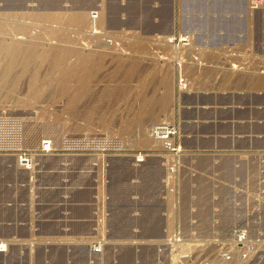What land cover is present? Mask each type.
<instances>
[{
	"label": "rangeland",
	"instance_id": "1",
	"mask_svg": "<svg viewBox=\"0 0 264 264\" xmlns=\"http://www.w3.org/2000/svg\"><path fill=\"white\" fill-rule=\"evenodd\" d=\"M11 36L34 57L0 112L56 151L32 172L0 156V264H174L176 232L208 254L237 227L264 233V0H0ZM159 123L178 152L151 140ZM105 135L124 150L62 149Z\"/></svg>",
	"mask_w": 264,
	"mask_h": 264
},
{
	"label": "built area",
	"instance_id": "2",
	"mask_svg": "<svg viewBox=\"0 0 264 264\" xmlns=\"http://www.w3.org/2000/svg\"><path fill=\"white\" fill-rule=\"evenodd\" d=\"M178 83L184 87L182 79ZM151 130L165 151L178 152L173 141L176 134L173 126L159 123L154 125ZM61 142L62 149L74 153L95 151L101 155H110V153L121 152L125 148L120 138L106 135L100 139L66 138ZM55 151L54 140L49 137L42 138L34 149L28 148L26 120L21 116L0 112V156L12 157L19 164L21 170L32 171L38 165L41 157L53 155ZM142 160L140 156L135 158L136 163L142 162ZM165 240L168 244L175 243L180 248L174 256L172 255L174 264L264 263V233L253 232L248 226L232 229L230 238L224 239V241H219L216 238L211 239L210 243L215 248L212 254H208V250L204 247L205 244H197L198 250L193 252L191 249L194 245L188 243L179 232ZM203 250L207 252V255L202 252Z\"/></svg>",
	"mask_w": 264,
	"mask_h": 264
},
{
	"label": "bare ground",
	"instance_id": "3",
	"mask_svg": "<svg viewBox=\"0 0 264 264\" xmlns=\"http://www.w3.org/2000/svg\"><path fill=\"white\" fill-rule=\"evenodd\" d=\"M257 2V1H256ZM257 4H258V2H257ZM102 14V13H101ZM101 18H102V16H101ZM69 21L70 22H78V23H83L84 22V20H85V18L83 17V15L82 14H75V15H71L69 18ZM67 19V20H68ZM1 24H3V23H1ZM3 27H5V25L3 24L2 25ZM160 37V36H159ZM168 39V38H167ZM172 39V38H171ZM170 40V39H169ZM171 41V40H170ZM166 42V41H165ZM25 41L21 38V37H16V36H11V37H8V39H5L4 37H1L0 38V54H6L8 57H6V56H3V55H0V67H1V69H2V66H3V69L2 70H0L1 72L0 73H2V75H0V89H1V87L2 86H5L4 84H6L7 82L6 81H9V80H7V78H8V75H9V72L11 71L12 72V69H14L13 68V66L15 65H18V64H20V62L19 61H21L22 60V62H23V64L25 65V66H23L22 65V63H21V65L24 67V68H26L28 65H29V63H28V65H26V62H29V61H32V58L31 57H34V56H31L30 54L29 55H26V56H22L21 54H23L24 52H29L30 53V51L32 52V50H31V48L30 49H25ZM57 48H55L54 50H48V49H46V50H43V51H45V52H47V53H49V55L48 56H50L51 57V59H52V61L53 60H55V62L57 61V62H59L60 61V59L61 60H63V59H65L66 57H67V51L65 50V51H58V52H62L61 54L60 53H58L57 52V50H56ZM48 50V51H47ZM59 50H61V49H59ZM42 52V51H41ZM40 52V53H41ZM38 53H39V50H38ZM88 55V54H87ZM18 56H22V57H18ZM49 58V57H48ZM31 59V60H30ZM80 59V58H79ZM151 59V58H150ZM35 60V59H34ZM92 60H94L95 61V58L93 59V57H85V58H83V60H79V61H81L80 63H82V62H90V61H92ZM51 61V60H50ZM79 61H77L78 62V65H77V63H74V64H76L77 66H79ZM18 62V63H17ZM17 63V64H16ZM3 64V65H2ZM73 64V65H74ZM91 64V63H90ZM21 65H19V67L21 66ZM68 65H70V64H67L66 66H68ZM76 65H75V67H76ZM81 65V67H82V64H80ZM17 67V66H16ZM23 67H21V68H23ZM70 67V66H69ZM72 67V66H71ZM23 68V69H24ZM66 69H67V67H65ZM74 68V66L72 67V68H70V69H73ZM69 69V68H68ZM67 69V70H68ZM75 69V68H74ZM77 69V70H76ZM75 70H76V72L78 71V67L76 68ZM81 69V68H80ZM232 69L233 70H235L236 68H233L232 67ZM25 70V69H24ZM65 70L67 73L69 72V71H72V70ZM20 71H23L22 69H20ZM14 72V71H13ZM65 72V73H66ZM75 72V71H74ZM16 73V72H15ZM18 73H20V72H17V74ZM71 74L73 73V72H70ZM12 74V73H11ZM16 74V75H17ZM21 74H23V73H21ZM63 74H64V72H63ZM69 74V73H68ZM67 74V75H68ZM71 74H70V76L69 77H71ZM14 76H15V74H13ZM66 74L64 75V76H66V77H64L65 79H69V78H67L68 76H67ZM84 75V74H83ZM12 76V75H11ZM18 76V75H17ZM16 76V77H17ZM21 76V75H20ZM75 76H77L76 74H75ZM79 76V75H78ZM10 77V76H9ZM18 78V77H17ZM63 78V77H62ZM61 78V79H62ZM63 78V79H64ZM8 79H10V78H8ZM64 79V80H65ZM30 82H32L33 83V80L32 81H30ZM8 84V83H7ZM31 83H29V85H30ZM34 84H36V83H34ZM34 84H31V85H34ZM30 85V86H31ZM34 87V86H33ZM33 87L31 86V88L33 89ZM4 88V87H3ZM2 88V89H3ZM34 88H36V87H34ZM9 89V87H7V90ZM32 89H30V90H32ZM182 89V88H181ZM6 90V88H5V91H7ZM10 90V89H9ZM34 90V89H33ZM32 90V91H33ZM64 91V90H63ZM1 92V91H0ZM8 92V91H7ZM7 92H5V93H7ZM11 92V91H10ZM13 92H14V90H13ZM2 93H3V90H2ZM1 93V94H2ZM35 93V92H34ZM8 94H9V92H8ZM13 94V93H12ZM77 96V95H76ZM78 97V96H77ZM72 99V98H71ZM76 99V98H75ZM71 101V100H70ZM17 102V101H16ZM15 102V103H16ZM72 102H74L73 100H72ZM18 103H20L19 101H18ZM22 103V102H21ZM27 104V103H26ZM29 104V103H28ZM32 104V103H31ZM2 105V104H1ZM0 105V106H1ZM24 105V104H23ZM16 106H17V104H16ZM16 106H15V108H16ZM22 106V105H21ZM2 107V106H1ZM0 107V108H1ZM3 108H4V106H3ZM2 109V108H1ZM5 109V108H4ZM21 109V108H20ZM16 110V109H15ZM11 111V110H10ZM1 112H3V111H1ZM16 112V111H15ZM40 112H42V111H40ZM4 113H10V112H7L6 111V109H5V111H4ZM16 114V113H15ZM18 114V113H17ZM39 114V113H38ZM21 115V114H20ZM99 118V117H98ZM102 121V120H101ZM102 125H104V124H102ZM106 125V124H105ZM104 125V126H105ZM81 126V125H80ZM84 126V125H83ZM106 127V126H105ZM85 128V127H84ZM84 128H82V127H79V128H75V131L76 130H83ZM102 128H103V126H102ZM106 129H108V128H106ZM85 130V129H84ZM83 130V131H84ZM87 130V129H86ZM85 130V131H86ZM82 133H84V132H82ZM100 133H102V132H100ZM106 133V132H105ZM29 134V133H28ZM150 134H151V136H150V138L152 137V138H154L155 140H153V141H156V139H157V137H155L154 136V132L151 130V132H150ZM148 135V134H147ZM149 136V135H148ZM152 138H151V140H152ZM148 139V138H147ZM37 140V139H36ZM40 141H38L37 143H36V145L35 146H37L38 145V143H39ZM157 142H158V140H157ZM156 143V142H155ZM154 143V144H155ZM33 145V144H32ZM158 145V144H157ZM32 147V146H31ZM97 158V157H96ZM14 159V158H13ZM14 161H15V165H16V167H18L19 169H21V167L19 166V164L16 162V160L14 159ZM70 168V167H69ZM229 169V168H228ZM171 170V169H170ZM28 171H30V170H28ZM172 171V170H171ZM32 172V171H31ZM172 198V197H171ZM182 198V197H181ZM154 210V209H153ZM226 211V210H225ZM225 211H223V212H225ZM171 212V211H170ZM223 215H224V213H223ZM153 217V216H152ZM168 225V224H167ZM168 227V226H167ZM207 236V235H206ZM201 238V237H200ZM189 243V242H188ZM4 248H5V245L4 244H0V250H4Z\"/></svg>",
	"mask_w": 264,
	"mask_h": 264
}]
</instances>
